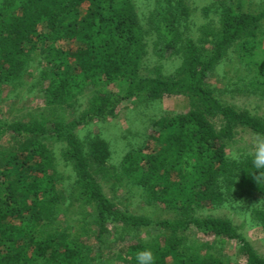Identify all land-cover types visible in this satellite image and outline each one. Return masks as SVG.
Segmentation results:
<instances>
[{
	"label": "trees",
	"instance_id": "16d2710c",
	"mask_svg": "<svg viewBox=\"0 0 264 264\" xmlns=\"http://www.w3.org/2000/svg\"><path fill=\"white\" fill-rule=\"evenodd\" d=\"M155 2L159 11L144 31L134 0H0V85L20 81L35 63L36 84L48 109L28 121L0 120V137L8 140L0 150V264H108L91 255L88 238L103 247L107 236L115 235L109 233V222L121 224L128 234L147 228L155 232L147 231L144 241L138 235L130 244L118 240L114 264H136V252L144 248L153 250L156 264H226L208 241L188 242L184 234L192 228L236 241L245 264H264L231 221L195 215L197 209L221 205L227 194L236 201L248 194L264 199V174L250 160L230 161L225 152L237 143L236 128L264 137V119L224 105L206 84L217 65L230 66L227 55L234 52L238 64L252 69L248 86L264 92V7L242 13L225 4L217 28L203 25L198 41L180 44L178 17L187 18L188 8L182 0ZM154 22V48L180 62L170 76L142 66ZM250 56L256 62L248 61ZM85 91L92 93L86 109L67 121L62 112ZM169 95H184L189 108L152 122L154 131L147 138L155 142L151 153L142 146L111 166L105 141L81 142L74 135L94 119L115 118L127 99L153 101ZM54 138L66 140L64 157L76 176L69 204L94 226L87 234L83 228L72 236L58 231L62 194L45 143ZM111 179L140 187L146 205L162 207L148 211L142 206L136 214L127 206L119 210L101 186ZM162 210L170 217L161 219L157 213ZM261 210L253 214L264 228Z\"/></svg>",
	"mask_w": 264,
	"mask_h": 264
},
{
	"label": "rangeland",
	"instance_id": "374dc122",
	"mask_svg": "<svg viewBox=\"0 0 264 264\" xmlns=\"http://www.w3.org/2000/svg\"><path fill=\"white\" fill-rule=\"evenodd\" d=\"M157 1V0H156ZM176 1V0H172ZM188 8V17H178V30L181 36L180 44L191 38L198 41L202 37L201 27L209 26V30L217 28L222 7L230 5L235 9L239 7L242 13H257L264 7V0H182ZM139 21L144 25V31L148 28L145 25L151 16L159 11L155 0H134ZM227 4V5H225ZM149 23V22H148ZM153 30L151 37L147 39L148 51L142 61V66L146 69L159 68L163 76L172 75L180 64L176 56H172L169 52L165 53L155 49L153 41L157 39L155 33V22L149 24ZM264 29V28H263ZM164 34V30L159 32V36ZM264 47V40L261 41ZM210 46L207 44L206 46ZM232 51V50H231ZM163 55L160 56V55ZM227 56H231L230 66H226L225 62L217 65L213 72L208 76L207 86L213 91L214 96L224 105H230L236 110H246L252 115L264 119V92L252 91L248 86L252 79V69L246 63H239L236 59V53L229 52ZM250 56L248 61L253 62ZM259 60V59H258ZM256 62V60L254 61ZM45 65L42 62L43 66ZM39 79L38 65L34 63L26 69V73L20 81H14L0 85V120L8 123L13 121L32 120L39 113L48 112L41 88L37 85ZM91 92L85 93L78 97L72 107L62 112V117L67 121L75 119L86 109V104ZM188 100L184 95H169L158 100L143 101L139 98H130L121 103L115 118H107L103 120H92L77 128L74 135L81 141L85 142L90 138H100L105 141L109 149L108 163L111 166H118L123 156L131 150L144 146L143 152H152L155 142L147 140L153 133L152 122L159 117L174 116L188 111ZM216 128L219 129V123L215 122ZM238 134L235 139L237 143L226 149L227 158L231 160L233 151L244 152L253 144L257 135L243 128H236ZM46 145L50 150L55 168L56 189L61 192L63 214L58 215V231L64 232L72 236L75 232H79L82 228L85 234L88 229H95L93 225H88L89 219H84L80 212V208L73 207L69 204V195L76 179L73 167L65 160L64 150L66 140L54 138L47 140ZM8 145L6 136L0 137V150H5ZM228 186V184H226ZM104 194L111 200L119 210L127 209L130 213L136 214L140 212V208L145 206L148 211L154 210L153 204L146 205L144 202V194L140 187L133 185H125L121 182L115 184V179L109 181H101ZM244 195V194H243ZM241 195V196H243ZM143 196V197H142ZM225 196V200L218 206H207L197 209L196 216L222 218L231 221L234 227L244 235L247 241L252 245L256 253L264 257V228L261 223L254 219L256 215L253 210L262 209L264 212V199L257 198V195H245L242 201L233 200ZM239 198V197H236ZM160 206V207H158ZM162 206L157 204V209ZM88 211V209H87ZM159 211V210H158ZM175 216L180 215V211H175ZM161 219L169 218L163 210L157 213ZM194 215V211H193ZM119 223H108L109 233L114 235L110 238L107 236L105 245L100 249L95 246L94 239L90 240L91 255L97 259L100 257L108 264H114L115 254L117 253L118 244H130L133 235H138L137 239L147 240V231L154 235L153 230L142 229L132 231L122 230ZM84 234V235H85ZM189 243H206L212 246V252L221 258L226 264H245L244 258L240 255L238 244L236 241H228L204 235L197 232L194 228L185 234ZM89 235H85L87 239ZM136 239V241H137ZM120 243L117 244V241Z\"/></svg>",
	"mask_w": 264,
	"mask_h": 264
},
{
	"label": "clouds",
	"instance_id": "9594fccd",
	"mask_svg": "<svg viewBox=\"0 0 264 264\" xmlns=\"http://www.w3.org/2000/svg\"><path fill=\"white\" fill-rule=\"evenodd\" d=\"M231 160H250L253 167L264 174V137L257 136L251 147L244 152L233 151ZM136 264H156V256L151 248H144L135 254Z\"/></svg>",
	"mask_w": 264,
	"mask_h": 264
}]
</instances>
